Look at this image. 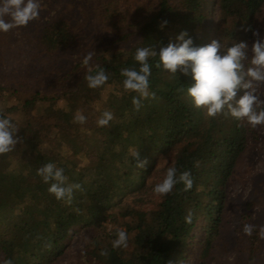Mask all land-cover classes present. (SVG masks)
<instances>
[{"label":"trees","instance_id":"16d2710c","mask_svg":"<svg viewBox=\"0 0 264 264\" xmlns=\"http://www.w3.org/2000/svg\"><path fill=\"white\" fill-rule=\"evenodd\" d=\"M107 1L101 12L110 19L119 1ZM67 6V11L55 7L57 11L44 12L47 0H41L38 19L26 27L0 32V56L8 57L15 50L17 37L35 41L34 46L46 56L70 44L78 47L68 12H75L79 5ZM124 8L127 17L130 7ZM165 20L167 24L160 28ZM111 23L122 24L118 35L91 42L67 58L58 68L62 72L48 84L22 70L13 74L2 69L0 59V112L13 120L22 138L13 151L0 155V261L50 264L62 255L72 235L85 228L92 232L85 238L84 255L97 264H180L187 241L202 221L209 226L194 264H210L222 241L212 237L218 234L228 207L225 185L253 127L230 116L207 117L177 91L191 86V76L157 69L155 58H149V90L156 99L143 100L137 111L132 104L137 94L125 91L120 72L139 69L134 60L137 48L154 46L158 51L170 41L176 43L181 31L197 47L213 39L229 47L245 41L251 47L252 30L264 35V0H158L136 7L127 22ZM93 50L92 65L103 67L109 76L96 89L87 86L81 64L82 57ZM50 63H54L52 58ZM33 81L38 83L30 85ZM78 111L87 117L86 123L74 122ZM104 111H111L114 119L106 127L97 126ZM57 132L71 141L72 154L55 148L61 143L54 136ZM130 149H138L140 159L146 160L143 168L136 167ZM82 158L86 160L79 162ZM49 162L64 169L67 183L81 184L83 191L74 190L71 204L57 200L49 193V184L37 175V169ZM172 166L178 175L190 171L193 187L184 191L183 183H177L161 197L153 188ZM259 198L264 199L263 192ZM189 210L193 215L186 222ZM249 215L240 213L243 224ZM103 221L111 224L109 232ZM118 229L127 234L134 231L130 250L112 247ZM241 235L234 240L244 241L247 262L255 263L262 238L257 231ZM105 249L108 255H101Z\"/></svg>","mask_w":264,"mask_h":264},{"label":"clouds","instance_id":"9594fccd","mask_svg":"<svg viewBox=\"0 0 264 264\" xmlns=\"http://www.w3.org/2000/svg\"><path fill=\"white\" fill-rule=\"evenodd\" d=\"M41 0H0V32H9L12 29L26 27L31 21L40 17ZM167 21L159 25L163 28ZM246 31L248 29H245ZM186 31L176 36V43L169 42L157 51L154 46L139 47L134 54V60L140 67L124 68L120 75L124 77L125 91L134 92L132 104L139 111L145 99H156V94L149 90V77L152 68L149 58H155V67L164 70L173 76L177 71L185 76L190 75L194 81L191 86L177 89L187 97L193 107L203 109L207 117L225 115L247 124L251 127L264 125V99L258 95V89L264 86V35L252 30L255 37L251 47L245 41L221 43L213 39L204 46H194L191 37L185 39ZM95 51L87 52L81 59L86 69L84 76L87 86L96 89L103 86L109 79L105 69L99 65L95 68L91 61ZM114 119L111 111H104L97 120V126L106 127ZM87 117L78 111L74 122L84 124ZM17 125L10 117L0 112V155L14 150L22 138L17 135ZM129 156L136 158V167L143 168L146 160L140 159L138 149H130ZM175 166L168 167L163 179L157 183L153 191L163 197L169 194L177 183H183L184 191L193 187V178L190 171L180 172ZM37 175L42 181L49 184L48 191L57 200L67 204L72 203L74 190L83 191L79 183H67L64 169L54 163H46L37 169ZM192 211L185 217L191 222ZM257 226L251 223L243 225V233L251 236ZM258 235L264 239V225L259 226ZM116 238L112 241L113 248L127 247L128 236L123 229H118ZM101 255H108L102 250ZM0 264H13L12 259H4ZM168 264H172L171 261Z\"/></svg>","mask_w":264,"mask_h":264},{"label":"rangeland","instance_id":"374dc122","mask_svg":"<svg viewBox=\"0 0 264 264\" xmlns=\"http://www.w3.org/2000/svg\"><path fill=\"white\" fill-rule=\"evenodd\" d=\"M107 2V0H47V7L44 8V12H48L52 8H54V11H57L58 9L55 7L67 11L69 10L68 4L79 5V8L75 12H68L72 16L73 26L76 27V29H73V32L77 35L78 47L74 45L75 43L73 45L70 44L68 48L63 49L61 52L59 51L57 54L51 53V55L48 54L46 56L41 54V50L34 46L35 41H26L17 37L16 44L13 46L15 50L8 57L0 56L2 69L13 74H18L22 70L33 79H36V76L43 78V82L48 84L52 76L54 77L57 72H62L58 68L65 65L64 62H66L67 58L80 52L91 42H100L104 39L109 40L113 36H116L117 28L122 26V24L119 23L118 27L113 26L112 21L118 22L119 20H123L127 22L132 10H135L136 7L147 5V3H157L158 0H129L128 2L116 0L115 3L118 2V10L115 11L113 17L110 19L101 12L104 4ZM115 3L112 2L113 6ZM126 5L130 7L127 17H125L127 12H125L126 8H124ZM123 46H125L124 43ZM50 57L54 63H50ZM37 83L33 81L30 85H36ZM26 92L27 90H24L23 95ZM108 92L109 90L106 92L107 95L109 94ZM114 93L117 94V91L114 90ZM107 95H105V98H107ZM258 95L261 99H264V86L258 89ZM63 101L58 100L60 104ZM250 130L252 131H250L251 134L250 132L247 134L246 147L240 154L234 172L230 175L225 185V200H228V207L222 215V225L219 226L218 224V234L214 238L212 237V239H220L222 241L217 243L218 248L215 247V255L210 264H264V239L259 244L261 252L257 255L258 260L255 263L247 262L248 253L245 250L244 241L239 243L240 240H234L235 237L241 239L244 224L251 223L256 225L257 232H259V226L264 225V199L259 198L261 193H264V125H258ZM55 135H57L58 140L61 142L55 148L61 147V150L72 154L71 141L64 140L66 135L59 132ZM60 135L64 136V139L60 138ZM75 145L78 144L76 143ZM84 160L82 158L79 162H83ZM129 197L127 196L126 200ZM241 212L250 213L245 219L244 224L239 217ZM102 224L106 226L108 232L111 230L112 226L108 221H103ZM207 224H209L207 221H202L196 226L184 248L180 264H194L204 242L206 227L209 226ZM91 230L89 228L80 229L73 234L71 237L72 241L63 251L62 255L57 258L55 257L49 263L97 264L93 262L92 258L84 255L85 238L89 232H92ZM133 233L134 231H131L127 234V247H122L126 251L130 250L133 246ZM216 242H214L215 245Z\"/></svg>","mask_w":264,"mask_h":264}]
</instances>
